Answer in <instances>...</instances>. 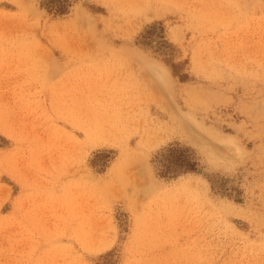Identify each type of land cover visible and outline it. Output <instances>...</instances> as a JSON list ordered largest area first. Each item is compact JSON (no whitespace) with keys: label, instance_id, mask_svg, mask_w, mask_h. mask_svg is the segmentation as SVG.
<instances>
[{"label":"rangeland","instance_id":"rangeland-1","mask_svg":"<svg viewBox=\"0 0 264 264\" xmlns=\"http://www.w3.org/2000/svg\"><path fill=\"white\" fill-rule=\"evenodd\" d=\"M0 264H264V0H0Z\"/></svg>","mask_w":264,"mask_h":264},{"label":"trees","instance_id":"trees-1","mask_svg":"<svg viewBox=\"0 0 264 264\" xmlns=\"http://www.w3.org/2000/svg\"><path fill=\"white\" fill-rule=\"evenodd\" d=\"M155 26H150L145 33H151ZM162 163L161 173L166 176L177 175L180 171H194L197 170L198 161L196 156L189 147L181 145H170L163 152L160 153ZM212 186L217 187L215 179L212 180Z\"/></svg>","mask_w":264,"mask_h":264},{"label":"bare ground","instance_id":"bare-ground-1","mask_svg":"<svg viewBox=\"0 0 264 264\" xmlns=\"http://www.w3.org/2000/svg\"><path fill=\"white\" fill-rule=\"evenodd\" d=\"M144 2H145V0H144ZM130 159H131V157H130ZM138 159V158H137ZM133 162H136V161H134L133 160ZM132 161H131V163H133ZM130 163V162H129ZM128 167H130V165L128 166ZM138 167V166H137ZM139 168V167H138ZM142 171V170H141ZM129 172V171H128ZM127 172V173H128ZM141 174V173H140ZM129 176H130V174H129ZM141 177V176H140ZM130 181V180H129ZM139 181V180H138ZM139 184V183H138ZM141 184V183H140ZM143 184H145L144 182H143ZM160 192V191H159ZM158 192V193H159ZM161 195V197H159V204H162L163 206H171V208L170 209H172V207L173 206H182V205H185V200H178V199H167V195H170V192H164V193H160ZM138 200V199H137ZM190 204V203H189ZM188 206V205H187ZM187 206H185V207H187ZM184 207V206H183ZM166 208V207H165ZM182 208V207H181ZM191 208V206L189 207V209ZM183 209H185V208H183ZM183 209H181V211L183 210ZM173 210H174V208H173ZM178 210V209H177ZM171 212V211H170ZM184 213V212H183ZM188 213V212H187ZM197 222V221H196ZM188 226V225H187ZM186 226V227H187Z\"/></svg>","mask_w":264,"mask_h":264}]
</instances>
